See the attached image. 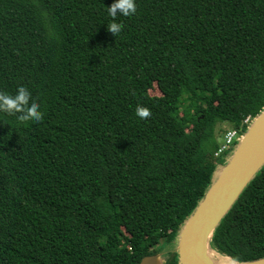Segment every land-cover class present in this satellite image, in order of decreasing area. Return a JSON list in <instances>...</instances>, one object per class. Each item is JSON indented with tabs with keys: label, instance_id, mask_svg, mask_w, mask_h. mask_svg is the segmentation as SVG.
I'll list each match as a JSON object with an SVG mask.
<instances>
[{
	"label": "trees",
	"instance_id": "16d2710c",
	"mask_svg": "<svg viewBox=\"0 0 264 264\" xmlns=\"http://www.w3.org/2000/svg\"><path fill=\"white\" fill-rule=\"evenodd\" d=\"M113 2L0 0V91L26 86L43 113L0 112V264H178L228 153L216 125L243 133L264 108V0H135L117 35ZM209 245L264 256V164Z\"/></svg>",
	"mask_w": 264,
	"mask_h": 264
},
{
	"label": "water",
	"instance_id": "95a60500",
	"mask_svg": "<svg viewBox=\"0 0 264 264\" xmlns=\"http://www.w3.org/2000/svg\"><path fill=\"white\" fill-rule=\"evenodd\" d=\"M263 164L264 108L247 123L246 131L227 153L224 163L217 166L210 186L185 220L177 238L178 264H215L210 257V252H216L209 245L212 233ZM160 256L145 255L138 264H161ZM226 257L233 264H264V256L244 262Z\"/></svg>",
	"mask_w": 264,
	"mask_h": 264
},
{
	"label": "clouds",
	"instance_id": "9594fccd",
	"mask_svg": "<svg viewBox=\"0 0 264 264\" xmlns=\"http://www.w3.org/2000/svg\"><path fill=\"white\" fill-rule=\"evenodd\" d=\"M135 12V0H114L111 6L107 7V15L113 18L112 22L107 24L108 30L117 35L123 28V25L115 19L117 14L130 16ZM39 109V103L24 85H18L15 92L12 93L0 91V112L15 116L18 122H40L43 119V113ZM135 115L143 120L151 115V111L146 107L137 105Z\"/></svg>",
	"mask_w": 264,
	"mask_h": 264
},
{
	"label": "built area",
	"instance_id": "2783aa9c",
	"mask_svg": "<svg viewBox=\"0 0 264 264\" xmlns=\"http://www.w3.org/2000/svg\"><path fill=\"white\" fill-rule=\"evenodd\" d=\"M244 123L249 122V118L247 117L244 121ZM241 136V133L238 129L230 128L226 130V132L223 134V137L219 143V147L214 152V157H218L223 153L229 152L232 147L235 145L236 141Z\"/></svg>",
	"mask_w": 264,
	"mask_h": 264
},
{
	"label": "rangeland",
	"instance_id": "374dc122",
	"mask_svg": "<svg viewBox=\"0 0 264 264\" xmlns=\"http://www.w3.org/2000/svg\"><path fill=\"white\" fill-rule=\"evenodd\" d=\"M150 93L154 94V95H158L159 91H158L156 86H153L150 90ZM249 121H250V119H249ZM230 128H231V124L229 122H220L216 125L215 134H216V138L219 142L221 141L223 134L226 132V130H228Z\"/></svg>",
	"mask_w": 264,
	"mask_h": 264
},
{
	"label": "bare ground",
	"instance_id": "6f19581e",
	"mask_svg": "<svg viewBox=\"0 0 264 264\" xmlns=\"http://www.w3.org/2000/svg\"><path fill=\"white\" fill-rule=\"evenodd\" d=\"M210 257L214 260L215 264H233L228 257L219 255L214 251L210 252Z\"/></svg>",
	"mask_w": 264,
	"mask_h": 264
}]
</instances>
